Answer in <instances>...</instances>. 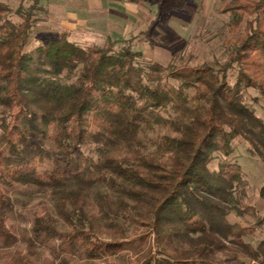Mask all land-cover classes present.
I'll return each mask as SVG.
<instances>
[{
  "label": "trees",
  "instance_id": "16d2710c",
  "mask_svg": "<svg viewBox=\"0 0 264 264\" xmlns=\"http://www.w3.org/2000/svg\"><path fill=\"white\" fill-rule=\"evenodd\" d=\"M41 1L18 7L17 21L0 2V264H264V240L244 241L256 228L228 219L255 216L229 157L253 128L264 136L246 95L264 100V0L227 8L237 35L223 63L183 68L142 63L131 39L99 46L66 29L27 51ZM154 125L172 135L148 150ZM16 185L52 195L53 213L35 214L23 237L6 225L4 189Z\"/></svg>",
  "mask_w": 264,
  "mask_h": 264
},
{
  "label": "rangeland",
  "instance_id": "374dc122",
  "mask_svg": "<svg viewBox=\"0 0 264 264\" xmlns=\"http://www.w3.org/2000/svg\"><path fill=\"white\" fill-rule=\"evenodd\" d=\"M111 7L105 3L104 8L94 11L86 10L82 0H42L43 10L35 15L36 23L26 47L31 51L44 40L45 35L62 30L69 26L72 39L80 42H91L102 46L108 40L131 39L132 49L142 54V63H157L164 67L177 68L194 67L207 64L215 67L223 63L230 50V42L236 35L230 32L233 11L228 7L238 0H182L179 9L169 12L160 11L161 0H110ZM12 12L9 17L15 21L18 17L15 11L18 7L26 9L32 0H0ZM82 6V7H81ZM79 9V10H78ZM82 14L81 19H75L74 11ZM71 11V12H69ZM236 32L242 33L247 16H242ZM79 23L78 27L75 23ZM236 68L229 73L233 82ZM169 85L177 86V82L169 79ZM248 103L252 104L255 115L264 124V100L254 104L252 98L257 96L256 91L246 90ZM167 117L168 114L161 112ZM250 129V127H248ZM251 130V129H250ZM253 135L247 133V138L236 139L233 143V154L229 160L240 165L244 180V199L242 205L254 208V214L245 213L238 216L232 212L228 219L241 225L251 224L256 228L254 235L245 237L244 241L253 246L264 240V200L258 196V190L264 185V162L256 154L258 149L264 155V136H260V129L253 128ZM172 135L154 125L153 131H145L143 144L146 149L153 150L159 142V135ZM254 134L256 136L254 137ZM264 135V134H263ZM90 154L92 147L86 149ZM219 157L211 162V168L217 169ZM5 194L14 206L13 214L8 218L6 225L16 237L27 235L32 218L35 214L53 213L51 192L35 186L16 185L5 188ZM257 218L263 219L262 225H256ZM24 248L22 244L19 246ZM48 255L45 252L44 256ZM242 259H245L241 256ZM247 264H256L247 261Z\"/></svg>",
  "mask_w": 264,
  "mask_h": 264
},
{
  "label": "crops",
  "instance_id": "0c3cea01",
  "mask_svg": "<svg viewBox=\"0 0 264 264\" xmlns=\"http://www.w3.org/2000/svg\"><path fill=\"white\" fill-rule=\"evenodd\" d=\"M104 1L109 7H111V3H116V1H110V0H104ZM105 3L100 2V0H82V5L84 6V8H86V10H90V12L98 8H104L106 6ZM74 13H75L74 14L75 19H81L83 17L81 13L77 12V10H75ZM78 24L79 23L76 22L75 26L78 27ZM63 28L69 31L72 30L69 28V26H65Z\"/></svg>",
  "mask_w": 264,
  "mask_h": 264
}]
</instances>
